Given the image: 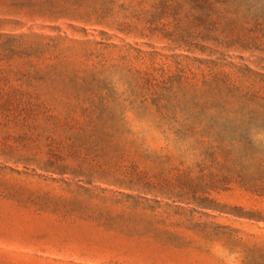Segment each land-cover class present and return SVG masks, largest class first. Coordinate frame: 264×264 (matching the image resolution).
<instances>
[{"label": "rangeland", "instance_id": "rangeland-1", "mask_svg": "<svg viewBox=\"0 0 264 264\" xmlns=\"http://www.w3.org/2000/svg\"><path fill=\"white\" fill-rule=\"evenodd\" d=\"M174 1L0 0V33L65 38L67 68L88 49L98 56L88 79L102 58L120 92L150 98L127 121L61 127L74 133L66 174L0 167V264H264V145L238 136L237 101L187 103L207 100L205 77L224 70L259 80L264 32ZM242 38L258 40L244 49ZM140 70L151 86L134 87ZM263 105L253 103L264 118ZM49 131L41 121L0 136Z\"/></svg>", "mask_w": 264, "mask_h": 264}, {"label": "trees", "instance_id": "trees-1", "mask_svg": "<svg viewBox=\"0 0 264 264\" xmlns=\"http://www.w3.org/2000/svg\"><path fill=\"white\" fill-rule=\"evenodd\" d=\"M169 1L171 0H164L163 4L166 6ZM187 2L192 10L199 8L208 16H218L212 22L215 25H218L221 19L234 18L244 20V23L250 26L249 34L253 37L256 35L259 37L264 32V0H187ZM174 3L180 5L177 0ZM257 40L258 38L256 40L242 38L239 44L245 49L253 46ZM107 47L109 46L104 45V49ZM73 49L74 44L62 37L0 33V129L9 127L28 129L32 124L41 121L49 122L51 126V131L44 134L0 136V167L5 169L8 165L17 167L23 165L31 171L40 170L52 175L66 174L69 171L66 161L72 155L66 145L73 149L74 142L71 136L74 133H70L69 137H61L57 134L62 130L61 127L70 132L79 128L81 123L97 126L100 122L109 121L116 116L126 120L129 113L137 116L140 107L149 101L147 95H142L141 101L133 99L131 88L130 92L128 88L120 92L119 83H111L112 74L105 69L108 65L107 60L101 61L102 58L94 66L95 69H101L100 72L91 74L92 78L88 79L87 75L93 65L89 63L98 57L93 51L88 53L87 49L79 69L67 68L64 65L65 61H75L74 55H71ZM16 59L27 61L25 67H15L13 62ZM43 59L50 63L46 66L40 65L39 62ZM232 69L234 71L224 70L219 79L214 76L213 80H209L206 76L200 87L208 99L192 98L188 99L187 103L237 101L236 109L240 115L235 120L240 133L238 136L250 144L255 145L256 142L263 146L264 118L259 117L253 103L260 101L264 104V96L260 95V91L264 89L262 80L264 75H261L259 80L256 78L250 80L246 72L252 73V70L248 67ZM136 76L134 87L151 86L145 72L140 70ZM193 81L194 79L190 83ZM51 83L53 85H50ZM192 86L194 89L198 87L195 83ZM221 87L226 88L227 93L219 91ZM159 95L154 94L152 103L157 109L165 107L159 105L161 101ZM115 100L118 103L115 104Z\"/></svg>", "mask_w": 264, "mask_h": 264}]
</instances>
